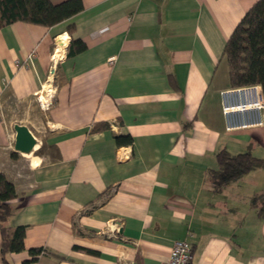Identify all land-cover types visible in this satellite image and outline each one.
Masks as SVG:
<instances>
[{
  "label": "crops",
  "instance_id": "0c3cea01",
  "mask_svg": "<svg viewBox=\"0 0 264 264\" xmlns=\"http://www.w3.org/2000/svg\"><path fill=\"white\" fill-rule=\"evenodd\" d=\"M257 1L82 0L58 24L0 28V173L18 191L6 223L26 227L10 264L40 247L32 264H163L181 239L190 264H264V215L252 202L264 167L209 180L222 149L264 159V124L230 131L223 112L239 89L262 93L233 88L224 58ZM72 38L86 49L68 54ZM51 73L43 110L35 93ZM16 125L37 139L31 153L15 149ZM1 245L0 232L4 264Z\"/></svg>",
  "mask_w": 264,
  "mask_h": 264
},
{
  "label": "trees",
  "instance_id": "16d2710c",
  "mask_svg": "<svg viewBox=\"0 0 264 264\" xmlns=\"http://www.w3.org/2000/svg\"><path fill=\"white\" fill-rule=\"evenodd\" d=\"M83 9L82 0H65L59 4L50 0H0V28L16 21L52 26ZM68 32L73 36L74 27L70 26ZM73 46H76L75 50ZM85 49L83 41L72 38L68 54ZM224 58L229 65L230 85L233 88L260 86L264 97V0H258L238 23L226 44ZM108 127L109 123H103L99 128ZM116 140L120 146L133 143L131 135H118ZM217 158L218 169L209 173V180L215 186L236 181L249 171L264 167V159L254 156L251 151L233 154L222 149L217 153ZM17 196L15 184L0 173V232L4 264H10L6 259L7 253L25 249L26 227H12L6 223L13 213L10 201ZM252 202L260 205V214L264 215V193L254 197ZM45 252L46 249L42 247L30 249L32 257L23 264H32Z\"/></svg>",
  "mask_w": 264,
  "mask_h": 264
},
{
  "label": "built area",
  "instance_id": "2783aa9c",
  "mask_svg": "<svg viewBox=\"0 0 264 264\" xmlns=\"http://www.w3.org/2000/svg\"><path fill=\"white\" fill-rule=\"evenodd\" d=\"M57 46L54 49L53 55L54 65L57 64L63 57L62 56L59 59L55 57V50L57 49ZM111 61H113V59H111ZM53 75L54 73H51V76ZM53 83L54 82L51 80L47 81L42 85L41 89L35 93V96L43 110H48L53 104L54 94L56 91V87ZM223 112L227 121V129L230 131L249 126L263 125V94L256 91V88L255 90L247 88L239 89L238 103L235 105H225L223 107ZM192 258V245L187 240L181 239L174 243L169 257L163 262V264H190Z\"/></svg>",
  "mask_w": 264,
  "mask_h": 264
},
{
  "label": "water",
  "instance_id": "95a60500",
  "mask_svg": "<svg viewBox=\"0 0 264 264\" xmlns=\"http://www.w3.org/2000/svg\"><path fill=\"white\" fill-rule=\"evenodd\" d=\"M15 129L17 131L15 149L23 153H31L37 144V139L25 125H16Z\"/></svg>",
  "mask_w": 264,
  "mask_h": 264
},
{
  "label": "bare ground",
  "instance_id": "6f19581e",
  "mask_svg": "<svg viewBox=\"0 0 264 264\" xmlns=\"http://www.w3.org/2000/svg\"><path fill=\"white\" fill-rule=\"evenodd\" d=\"M65 43H66V37H63L62 39H59V43H58L57 48L59 50H61L65 46Z\"/></svg>",
  "mask_w": 264,
  "mask_h": 264
},
{
  "label": "rangeland",
  "instance_id": "374dc122",
  "mask_svg": "<svg viewBox=\"0 0 264 264\" xmlns=\"http://www.w3.org/2000/svg\"><path fill=\"white\" fill-rule=\"evenodd\" d=\"M56 50H57V49H56ZM50 79H51V81H52V80L54 79V78H53V76H51V78H50ZM52 82H53V81H52ZM53 84H54V83H53Z\"/></svg>",
  "mask_w": 264,
  "mask_h": 264
}]
</instances>
